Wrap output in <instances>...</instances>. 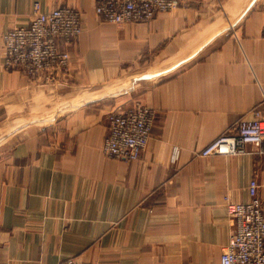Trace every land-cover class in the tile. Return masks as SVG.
Masks as SVG:
<instances>
[{
  "label": "crops",
  "instance_id": "crops-1",
  "mask_svg": "<svg viewBox=\"0 0 264 264\" xmlns=\"http://www.w3.org/2000/svg\"><path fill=\"white\" fill-rule=\"evenodd\" d=\"M36 2L85 18L68 78L54 81L82 88L133 64L159 68L0 149V264H220L232 232L224 198L248 202L255 177L264 203V154L200 152L242 120L264 121V0H187L120 27L95 0H0V110L57 87L2 68L1 35L27 25ZM138 86L156 112L148 146L136 161L107 158V112L91 105Z\"/></svg>",
  "mask_w": 264,
  "mask_h": 264
},
{
  "label": "built area",
  "instance_id": "built-area-1",
  "mask_svg": "<svg viewBox=\"0 0 264 264\" xmlns=\"http://www.w3.org/2000/svg\"><path fill=\"white\" fill-rule=\"evenodd\" d=\"M186 6L185 0H95V13L104 22L123 26L150 21L160 12ZM82 19L81 11L76 8L60 6L43 10L36 2L27 25L14 26L2 34L5 66L22 71L32 81L50 82L65 75L71 61L70 47L83 31ZM152 127L153 114L140 103L123 114L113 115L103 144L105 155L117 160H139L148 146ZM252 152L264 154L263 120L240 121L206 145L200 156ZM258 189L254 177L249 184L248 202H234L230 196L224 198L232 232L220 264H264V203ZM59 264L91 263L69 258Z\"/></svg>",
  "mask_w": 264,
  "mask_h": 264
},
{
  "label": "rangeland",
  "instance_id": "rangeland-1",
  "mask_svg": "<svg viewBox=\"0 0 264 264\" xmlns=\"http://www.w3.org/2000/svg\"><path fill=\"white\" fill-rule=\"evenodd\" d=\"M185 1L187 2V0ZM161 13H166V12H160L158 14H161ZM81 14L83 18L82 20H83V28H84L85 18L82 12ZM115 26L120 27L118 25H115ZM79 37L70 47V53H71V50L74 48L75 44L77 43ZM1 43H2V35H1ZM4 59H5V56L3 57V60H2V68L5 71L7 72L18 71L26 77V75L23 74L22 71L8 69L5 66ZM70 64H71V61H70ZM70 64H69V68L64 72L65 78L66 77L68 78V75L70 73ZM155 68H159V67L154 66L153 68V64L151 62H148V64H144V63L133 64V65L124 67L120 71L119 77H117L113 81L101 83L99 85H94V86H83L82 88H75L77 86H73V84L71 85L70 83H68V86H67L65 85V81L56 82L53 80L50 82H41L46 85H52V86H57V87H50L48 88V90H45V89L41 91L37 90L36 92L29 93V94L23 93L19 96L18 106L8 107V108H4V110H0V119H3V121L0 122V137H1L0 138V149L4 145L12 143L11 141H13L14 138H17L18 136H21V135L22 136L26 135L27 132H33L34 130H39V132H43V131L49 130L53 126H57L60 120L63 119L67 114L74 113L77 110V108H79V106L72 105V104H76L79 102L81 103L84 100H87V99L89 100L95 97L97 98L103 95L107 96L109 93H113L121 88H124L135 77L142 75L146 72L153 71L155 70ZM26 78L32 81L29 77H26ZM34 82H39V80L36 79L34 80ZM139 88L140 86H138L137 88H135L134 90L128 93L115 96V97H110L107 99H103L98 103H95V104L93 103L91 106L97 108L98 110H101V109L106 110L107 112L106 113V122H107L106 126L108 128L111 117L113 115L123 114L127 110L132 109L136 103H140L152 112L153 126H154L156 112L152 108L143 104L139 99L135 97V95L140 90ZM152 130H153V127H152ZM107 132H108V129H107ZM5 139L6 141H4Z\"/></svg>",
  "mask_w": 264,
  "mask_h": 264
}]
</instances>
